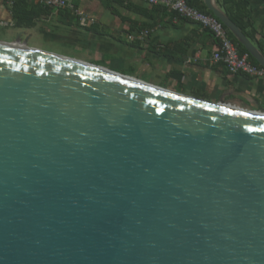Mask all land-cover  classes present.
Returning <instances> with one entry per match:
<instances>
[{"label":"water","instance_id":"obj_1","mask_svg":"<svg viewBox=\"0 0 264 264\" xmlns=\"http://www.w3.org/2000/svg\"><path fill=\"white\" fill-rule=\"evenodd\" d=\"M0 264H264V111L0 41Z\"/></svg>","mask_w":264,"mask_h":264},{"label":"crops","instance_id":"obj_2","mask_svg":"<svg viewBox=\"0 0 264 264\" xmlns=\"http://www.w3.org/2000/svg\"><path fill=\"white\" fill-rule=\"evenodd\" d=\"M247 1L248 21L257 33L256 43L251 42L264 55V0ZM214 2L224 12L218 0ZM71 5L56 10L38 0H0V21L11 23L0 28L11 39L3 42L19 38L29 48L174 93L264 111V79L230 74L222 64L213 63L218 44L208 30L186 20L174 21L175 15L165 8L137 0H71ZM143 30L149 31L147 38L128 39Z\"/></svg>","mask_w":264,"mask_h":264},{"label":"built area","instance_id":"obj_3","mask_svg":"<svg viewBox=\"0 0 264 264\" xmlns=\"http://www.w3.org/2000/svg\"><path fill=\"white\" fill-rule=\"evenodd\" d=\"M46 7L56 10L72 8L71 0H38ZM149 6L165 8L177 19L186 20L208 30L218 44V49L212 54L213 63L222 64L230 74H243L248 77L264 79V67L253 63L248 54H240L237 46L229 38L226 28L214 16L206 14L188 5L187 0H137ZM81 24L86 25L85 18L78 13ZM92 22V21H91ZM11 26L10 22L0 21V28ZM149 31H140L137 35H129V40H143Z\"/></svg>","mask_w":264,"mask_h":264},{"label":"trees","instance_id":"obj_4","mask_svg":"<svg viewBox=\"0 0 264 264\" xmlns=\"http://www.w3.org/2000/svg\"><path fill=\"white\" fill-rule=\"evenodd\" d=\"M15 3L16 2L14 1L13 3L14 6H16ZM187 3L189 6L196 8L199 11L212 15L211 12H209L206 9V7L202 5L200 0H187ZM218 3H219V6L222 8V10L225 12V14L228 16V18L243 32L246 38H248L250 42L252 41L256 43L255 37L257 33L253 29L251 23H249L248 21V11H247L248 1L247 0H218ZM15 15L17 16V13H15ZM227 34L229 38L237 46L239 53L247 54L246 50L234 39V37L228 30H227ZM259 47L261 49L260 45ZM249 58L253 63L257 64L251 56H249Z\"/></svg>","mask_w":264,"mask_h":264},{"label":"rangeland","instance_id":"obj_5","mask_svg":"<svg viewBox=\"0 0 264 264\" xmlns=\"http://www.w3.org/2000/svg\"><path fill=\"white\" fill-rule=\"evenodd\" d=\"M6 32V30H4V32L0 31V41L11 40L10 37L7 36Z\"/></svg>","mask_w":264,"mask_h":264}]
</instances>
